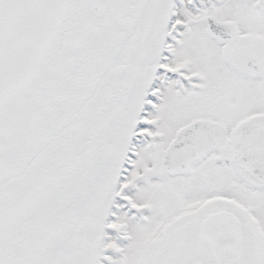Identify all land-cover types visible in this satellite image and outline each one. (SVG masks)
Here are the masks:
<instances>
[{"label": "snow or ice", "instance_id": "snow-or-ice-1", "mask_svg": "<svg viewBox=\"0 0 264 264\" xmlns=\"http://www.w3.org/2000/svg\"><path fill=\"white\" fill-rule=\"evenodd\" d=\"M0 264H264V0H0Z\"/></svg>", "mask_w": 264, "mask_h": 264}]
</instances>
